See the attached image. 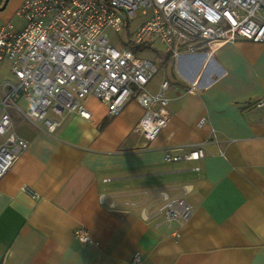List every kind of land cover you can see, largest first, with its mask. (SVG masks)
<instances>
[{
    "label": "crops",
    "instance_id": "1",
    "mask_svg": "<svg viewBox=\"0 0 264 264\" xmlns=\"http://www.w3.org/2000/svg\"><path fill=\"white\" fill-rule=\"evenodd\" d=\"M24 1L0 9V29L23 30L14 21L25 22ZM203 50L180 60L154 51L161 69L148 88L168 80L177 89L166 93L171 119L153 141L137 131L145 109L135 99L110 117L89 96L92 118L65 113L55 133L29 120L19 100L10 113L28 147L0 179V264H133L137 255L141 264H264V123L249 121L264 100V43ZM7 73L9 60L0 80ZM190 83L200 90L187 93ZM199 144L207 153L199 163L164 160ZM177 198L194 208L178 237L162 210Z\"/></svg>",
    "mask_w": 264,
    "mask_h": 264
},
{
    "label": "built area",
    "instance_id": "2",
    "mask_svg": "<svg viewBox=\"0 0 264 264\" xmlns=\"http://www.w3.org/2000/svg\"><path fill=\"white\" fill-rule=\"evenodd\" d=\"M17 15L26 22L23 30L10 23L0 29V62L9 60L12 72L10 80L0 83V135L5 138L0 179L28 147L15 133L10 113L21 111L19 100L27 103L29 120L55 133L65 113L92 118L84 104L89 96L105 104L110 117L119 116L135 99L145 109L137 131L153 141L171 119L166 93L177 86L166 80L156 93L148 88L161 67L138 56L146 37L159 40L167 57L175 60L217 42L264 43V0H25ZM140 18L147 20L131 41L120 48L112 44L108 30L120 32ZM199 90L195 83L186 88L187 93ZM253 109L249 121L264 123V100ZM207 123L202 118L198 125ZM206 156L204 144H199L181 154L167 151L164 160L199 163ZM162 210L177 237L194 214L182 198L167 199ZM76 237L90 241L83 229ZM133 264H141L140 255Z\"/></svg>",
    "mask_w": 264,
    "mask_h": 264
},
{
    "label": "rangeland",
    "instance_id": "3",
    "mask_svg": "<svg viewBox=\"0 0 264 264\" xmlns=\"http://www.w3.org/2000/svg\"><path fill=\"white\" fill-rule=\"evenodd\" d=\"M6 1L7 0H0V9L4 7ZM146 20L147 18H140L134 21L130 26V28L124 27L120 32H115L114 30H108L107 31L108 37L110 38L113 45L120 48L128 41H131L136 36L137 32L143 26ZM14 25L18 28H21L22 26L24 28L25 22L23 20H20L19 18H16L14 21ZM151 41H154V39H152L150 36L146 37L144 43V46H146V48H144L143 50H138L137 51L138 56L152 60L153 55H155L156 53L154 52L155 50H160L166 53V47L159 40H155L153 43ZM151 48H154V50ZM3 74H5V69L3 70ZM11 77L12 75L10 73H7L5 75V79H1L0 83L4 80L10 79Z\"/></svg>",
    "mask_w": 264,
    "mask_h": 264
},
{
    "label": "water",
    "instance_id": "4",
    "mask_svg": "<svg viewBox=\"0 0 264 264\" xmlns=\"http://www.w3.org/2000/svg\"><path fill=\"white\" fill-rule=\"evenodd\" d=\"M8 1H9V0H7V1H6V3H5V5H4V7L7 5Z\"/></svg>",
    "mask_w": 264,
    "mask_h": 264
}]
</instances>
